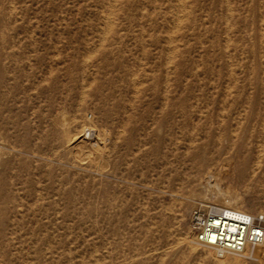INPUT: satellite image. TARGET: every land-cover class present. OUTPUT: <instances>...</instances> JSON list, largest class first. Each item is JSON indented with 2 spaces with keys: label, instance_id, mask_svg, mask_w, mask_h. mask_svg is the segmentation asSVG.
<instances>
[{
  "label": "rangeland",
  "instance_id": "rangeland-1",
  "mask_svg": "<svg viewBox=\"0 0 264 264\" xmlns=\"http://www.w3.org/2000/svg\"><path fill=\"white\" fill-rule=\"evenodd\" d=\"M226 192L264 213V0H0V264H264L194 241Z\"/></svg>",
  "mask_w": 264,
  "mask_h": 264
},
{
  "label": "built area",
  "instance_id": "built-area-1",
  "mask_svg": "<svg viewBox=\"0 0 264 264\" xmlns=\"http://www.w3.org/2000/svg\"><path fill=\"white\" fill-rule=\"evenodd\" d=\"M189 225L197 244L233 252L249 247L264 255V213L199 203L190 213Z\"/></svg>",
  "mask_w": 264,
  "mask_h": 264
},
{
  "label": "bare ground",
  "instance_id": "bare-ground-1",
  "mask_svg": "<svg viewBox=\"0 0 264 264\" xmlns=\"http://www.w3.org/2000/svg\"><path fill=\"white\" fill-rule=\"evenodd\" d=\"M65 117H66L65 111L63 109V110L59 111L56 114V121L63 125L64 130H65L66 133H70V129H71V124L72 123L70 121V118L69 119H66ZM123 125H124V127L126 126V127L130 128V130H132V129L135 130L129 121L128 122L123 121ZM89 127H88V129L86 131L84 130V133L85 134L81 135V137L79 138V140L77 142H75L76 143L75 144L76 148L80 149V148H83L85 146V147H88V151L95 150V151H98V152L104 154L105 151L108 150V149L106 148L105 145L102 144L101 138H99L97 136L96 130L93 127L92 128H89ZM223 130L225 131V129H222V131ZM229 135H226V136H229ZM250 138H251V136H250ZM93 139H96V140L94 141ZM206 139L207 140L211 139L216 144H220V142H221V140L218 137H210L209 136ZM87 140H89V141H87ZM92 140H93V142H91ZM228 140H229V145L228 146H229L230 149H232L234 151V154H235L234 159H232L230 161L232 163V165H234L235 170L237 172H239L240 174H242V175H244L245 173H249L250 171H252L253 170V163L255 162V158L256 157L254 155V152H253L251 143H248V142L238 143L231 135L228 137ZM86 141L89 142V145L86 144ZM103 141H105V140H103ZM90 143H92V144H90ZM208 146L209 145H208V143H207L206 140H204L200 144V147L201 148H206ZM196 153H197L196 151L190 152L191 156L192 157H195V158L197 156ZM103 164H105V163L103 162ZM217 180H218V178H217ZM219 180L217 182H219ZM245 201H246L245 198L243 196H241L239 193H227L226 192L224 194H221V204H223L225 206H231V207H235V208L240 209L239 208L240 205L243 204V203H245ZM205 247L210 248V249H213L214 251H216L217 253H219V255L221 254V256H225L226 255L225 253H241L242 252V251L233 252V251H225V250H218V249L216 250V248L211 247V246H205ZM234 258H236V257H234Z\"/></svg>",
  "mask_w": 264,
  "mask_h": 264
}]
</instances>
